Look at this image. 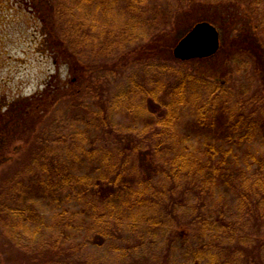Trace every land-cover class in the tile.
Listing matches in <instances>:
<instances>
[{
    "label": "trees",
    "instance_id": "obj_1",
    "mask_svg": "<svg viewBox=\"0 0 264 264\" xmlns=\"http://www.w3.org/2000/svg\"><path fill=\"white\" fill-rule=\"evenodd\" d=\"M55 1V22L71 47L64 63L69 65V72H77L81 77L82 57L110 56L150 35L139 28L150 0L123 1L128 21L115 30L107 22H90L87 17L91 5L109 20L111 5L116 0H110L112 4L107 3L109 0ZM263 7L264 0L229 1L225 6L222 4L219 14L207 19L220 28L227 26H220L218 21L228 17L227 29L237 39L242 34L240 22L247 33H256L258 27L264 31V16L258 24L248 21L259 18ZM157 24L155 21L150 25ZM256 36L250 38L257 47ZM164 70L167 78L154 77L150 85L134 79L133 87L128 90L119 89L111 98L98 96L99 110L93 113L97 123L94 128L100 126L108 133H115V113L125 112L134 121L130 132L136 131L142 145L139 142L130 151L119 145L96 150L83 143L89 140L92 128L69 135L61 133L56 135V142L41 146L43 149L34 153L29 163L22 164L1 182L2 237L28 254L36 253L45 264H101L107 260L93 261L92 255L85 253L89 244L105 245L109 252L116 249L128 252L133 248L136 254L145 256L143 246L147 236L150 240L146 248L158 246L164 237L175 242V247H184L183 256L186 259L193 256L192 264H251L246 256L254 241L250 231L259 221H264V153L253 144L259 136L264 142V111L260 105L250 110L239 104L231 106L230 88L217 79L188 72L179 79L176 67L170 65ZM68 80L71 85L74 83L73 78ZM194 85L207 88L206 100L199 106L196 104L193 120L195 131L204 136H198L197 149L188 146L172 149L169 142L193 100L190 94ZM87 87L96 95L95 83ZM73 89L71 92L60 86L53 93L46 88L41 93L43 97L33 102L37 103L34 110L39 111V106L44 104L51 106L63 96H71V102H75L81 87ZM136 95L141 96L143 106L133 104ZM137 116L143 124L135 123ZM0 123L5 129L6 118H0ZM142 148L153 149V155L145 160L148 164L141 157H134L133 152L137 154L134 150L141 152ZM86 155L97 157L96 164H92L91 170L76 172V161ZM155 155L164 163H157ZM67 156L70 160H66ZM5 157L0 152V165ZM185 191L188 200L181 198ZM38 198L55 203L60 209L53 212L52 224H47L46 215L38 211ZM187 201L193 211L188 222L192 228L187 227L188 231L180 229L177 225L181 223L176 222L179 216L172 215ZM73 222H80L87 236L82 238L79 224ZM123 234L137 242L128 246ZM174 234L184 236L176 238ZM262 241L257 256L264 263V257L261 258L264 238ZM172 264L189 263L176 260Z\"/></svg>",
    "mask_w": 264,
    "mask_h": 264
},
{
    "label": "rangeland",
    "instance_id": "obj_2",
    "mask_svg": "<svg viewBox=\"0 0 264 264\" xmlns=\"http://www.w3.org/2000/svg\"><path fill=\"white\" fill-rule=\"evenodd\" d=\"M123 1L125 2L116 0L113 4L110 0L107 2L113 7V19L109 17L107 21L102 11H97L89 5L88 21L94 20L100 24L107 22L113 30L117 26L124 27L128 14L124 11L126 6ZM229 1L234 0H150L147 2L146 15L141 17L139 25L140 29L146 30L150 35L140 37L139 41L124 51L110 56L94 54L93 57H82L84 69L81 77L77 72H69V65L64 63L71 47L68 40L60 35V27L55 22V0H0V118H6L5 129L0 123V152L6 155L0 165V184L10 173L22 167V164L29 163L32 155L43 149L41 146L49 142L54 143L53 140L56 142V135L61 133L69 135L77 130L92 128L88 135L89 140L83 143L96 150L101 147L114 149L119 145L130 151L137 143L142 145V139L138 140L139 137L134 133L136 131L130 132L134 121L125 112L115 113V133H108L100 126L94 128L97 123L93 113L99 110L98 96L111 98L119 89L128 90L133 87L131 81L134 79L135 82L150 85L154 77L167 78L168 74L164 70L166 66L176 67L179 79L184 72H188L195 75L200 73L209 80L224 82L230 88L231 106L239 104L245 110H250L253 106L260 105L264 111V31L259 30V27L256 33L250 34L240 22L239 25L243 27L239 28V32L242 34L234 39L231 36L234 33L227 29L230 24L227 23L229 18L226 17L225 20L218 21L220 26L227 27L219 29L222 46L217 54L188 61L178 60L173 55L174 45L193 24L207 19L208 16H216L221 12L222 4L225 6ZM262 16L264 7L260 9L259 18L254 17L253 21H248L258 24ZM214 19L217 21L216 17ZM155 21L159 24L150 25ZM251 35H257V47L253 44ZM89 50L91 49L87 51ZM70 78H73L72 85L68 82ZM92 82L97 87L96 95L89 92V87L86 88ZM59 85L70 89L71 92L73 87L75 90L81 87L75 102L70 100L73 97H64L62 92L63 97L53 105H40L39 111H35L37 103L33 102L43 97L41 93L46 88L52 89L54 93L55 88H60ZM194 86L190 94L193 95V100L186 108L169 142L172 149L185 146L197 149L200 144L197 138L204 136H199V132L195 131L193 120L196 104L199 106L206 100L207 88ZM133 104L143 106L144 101L140 95H136ZM136 119L135 123H144L139 116ZM202 134L205 132L202 131ZM76 141L82 143L80 139ZM253 141L254 146L264 153L262 137L259 136ZM245 145L246 143L244 148ZM134 151L137 153L133 152L134 157H141L145 164H148L145 160L154 153L152 148H142L141 152L136 149ZM165 157L167 158V155H163V158ZM96 159L97 157L81 156L80 160L76 161V172L91 170L92 164H96ZM66 160L70 158L67 156ZM156 162L164 163L159 157ZM181 195V198L189 199L188 192L185 191ZM37 200L38 211L46 215L47 224H52L55 221L52 218L53 212L60 209L48 200ZM165 213L169 214L167 211H164ZM192 214L188 202L172 215L179 216L176 222L181 224L177 226L188 231L187 227L192 228L191 222L188 223ZM73 223L79 224L82 238L87 236V231L80 222ZM250 233L254 241L246 256L251 264H264L257 256V249H260L258 244L262 242L263 245L264 221L255 224ZM180 236L184 235H173L176 238ZM123 237L128 246L137 242L126 234H123ZM188 238L192 241V237ZM149 240L150 236H147L143 246L145 256L136 254L133 248L128 252L117 249L109 252V247L105 245L96 247L92 244L86 246L85 253H90L93 261H102L105 258L106 261H112H103L101 264H172V261L176 260L192 264L193 256L187 257L189 261L183 256L184 247H175V242H168L163 237L164 241L158 246L146 248ZM262 257L264 251L261 252ZM248 259L246 263L249 262ZM0 264L45 263L36 253L28 254L7 237H2L0 229Z\"/></svg>",
    "mask_w": 264,
    "mask_h": 264
},
{
    "label": "water",
    "instance_id": "obj_3",
    "mask_svg": "<svg viewBox=\"0 0 264 264\" xmlns=\"http://www.w3.org/2000/svg\"><path fill=\"white\" fill-rule=\"evenodd\" d=\"M220 47V34L215 25L200 21L175 44L173 54L181 60L214 55Z\"/></svg>",
    "mask_w": 264,
    "mask_h": 264
}]
</instances>
